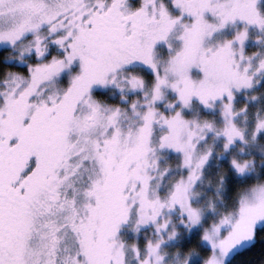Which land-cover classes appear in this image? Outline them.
Here are the masks:
<instances>
[{"label":"snow or ice","instance_id":"6c2138e0","mask_svg":"<svg viewBox=\"0 0 264 264\" xmlns=\"http://www.w3.org/2000/svg\"><path fill=\"white\" fill-rule=\"evenodd\" d=\"M0 264H264V0H0Z\"/></svg>","mask_w":264,"mask_h":264}]
</instances>
